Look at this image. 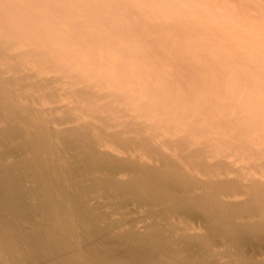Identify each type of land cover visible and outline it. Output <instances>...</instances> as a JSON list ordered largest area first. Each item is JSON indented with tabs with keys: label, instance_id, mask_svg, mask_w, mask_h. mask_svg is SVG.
Segmentation results:
<instances>
[{
	"label": "bare ground",
	"instance_id": "6f19581e",
	"mask_svg": "<svg viewBox=\"0 0 264 264\" xmlns=\"http://www.w3.org/2000/svg\"><path fill=\"white\" fill-rule=\"evenodd\" d=\"M0 264H264V0H0Z\"/></svg>",
	"mask_w": 264,
	"mask_h": 264
}]
</instances>
